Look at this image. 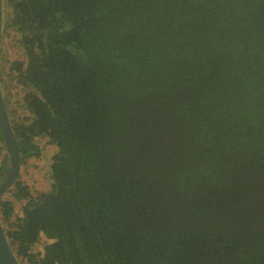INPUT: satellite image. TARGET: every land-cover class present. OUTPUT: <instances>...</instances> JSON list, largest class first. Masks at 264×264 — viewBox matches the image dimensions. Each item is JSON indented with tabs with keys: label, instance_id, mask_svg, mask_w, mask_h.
<instances>
[{
	"label": "trees",
	"instance_id": "obj_1",
	"mask_svg": "<svg viewBox=\"0 0 264 264\" xmlns=\"http://www.w3.org/2000/svg\"><path fill=\"white\" fill-rule=\"evenodd\" d=\"M3 14L26 56L0 73L21 166L37 139L58 149L47 190L19 174L0 200L21 264H264V0Z\"/></svg>",
	"mask_w": 264,
	"mask_h": 264
},
{
	"label": "rangeland",
	"instance_id": "obj_2",
	"mask_svg": "<svg viewBox=\"0 0 264 264\" xmlns=\"http://www.w3.org/2000/svg\"><path fill=\"white\" fill-rule=\"evenodd\" d=\"M3 28H4V14H3ZM14 61H26V56L19 47L18 38H15L13 34H10L7 37L3 38V29H2V38L0 41V73L1 67H4L8 71L11 64ZM37 145L40 150L39 157H33L29 160L26 167H21L20 177L25 181L31 188L34 195L38 192H43L48 189L49 181V172L52 157L57 153V147L53 144H49L48 140L37 139ZM8 156V157H7ZM7 158L10 160L8 151L4 150L3 156L0 157V162ZM10 165V163H9ZM21 204L17 203V213L22 215ZM43 249V245L36 246V251Z\"/></svg>",
	"mask_w": 264,
	"mask_h": 264
},
{
	"label": "water",
	"instance_id": "obj_3",
	"mask_svg": "<svg viewBox=\"0 0 264 264\" xmlns=\"http://www.w3.org/2000/svg\"><path fill=\"white\" fill-rule=\"evenodd\" d=\"M3 29V0H0V41ZM0 131L3 135L9 156L10 169L4 182L0 184V200L10 190L21 171V160L17 148L16 137L11 126L8 106L0 85ZM0 264H21L13 252L10 243L6 237L3 225L0 220Z\"/></svg>",
	"mask_w": 264,
	"mask_h": 264
}]
</instances>
